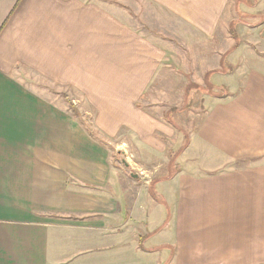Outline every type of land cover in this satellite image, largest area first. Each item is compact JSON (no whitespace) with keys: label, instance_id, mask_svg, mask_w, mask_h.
<instances>
[{"label":"crops","instance_id":"0c3cea01","mask_svg":"<svg viewBox=\"0 0 264 264\" xmlns=\"http://www.w3.org/2000/svg\"><path fill=\"white\" fill-rule=\"evenodd\" d=\"M144 1L181 24L166 20L162 34L191 56L203 48L197 77L219 72L229 0ZM252 30L258 66L236 67L206 106L187 166L156 186L167 225L141 249L164 208L117 192L88 125L162 147L174 130L140 102L174 42L137 30L111 0H0V264H264V20Z\"/></svg>","mask_w":264,"mask_h":264},{"label":"rangeland","instance_id":"374dc122","mask_svg":"<svg viewBox=\"0 0 264 264\" xmlns=\"http://www.w3.org/2000/svg\"><path fill=\"white\" fill-rule=\"evenodd\" d=\"M122 1L111 0V3L113 7L129 17L133 27L139 31L152 33L156 38L171 40L176 46L174 48L176 49L175 52L169 54L166 72L162 78L156 79L149 92L146 93L145 98L140 102L145 110L148 109L149 113L164 120L167 124H171L170 126L174 130L170 137H163L158 141L162 147L147 144L150 147L148 148L143 142L134 140L124 129L118 130L115 135L107 137L101 133L99 134L92 126L88 125V128H91V131L96 134V138L109 153L114 167V174L121 183L120 187L117 188V192L121 190V187H125V191H120V194L124 193L125 197L131 198V195L134 194L140 202H143V196L148 203L155 204L148 198H152L150 194H153L156 202L164 208L163 218L152 225L150 222H145L146 230H144L146 233L143 236L145 237L153 231L158 233L167 225L168 212L165 209L167 206L164 204L160 189L156 186L158 182L168 179L179 168L187 166L188 157L184 153L186 148L183 151L181 149L187 142L189 144V139L201 122L206 106L226 91L223 85L225 87L229 86L233 79V74L229 73L236 67L258 66L257 62L252 59V55L257 56L254 53L257 48L252 41L254 34L252 29L264 20V0H229L225 17L229 27L227 31L231 43H226L224 46L226 48L230 46L232 49L234 45L233 37L230 36L231 31L235 32L238 37V46L229 54H221L224 60L223 64L221 63L219 66V72L213 73L208 78L209 81L215 84V87L211 86L206 79L204 80V75L200 74L197 77V73L192 71L196 64L199 68L209 62L208 59L200 60L199 64L197 62L198 55L203 54V48L198 53L197 50L200 47L197 46L191 56L181 36L169 38L168 35L162 34L163 23L166 20L170 19L175 29H181L180 23L171 19L161 10L150 6L144 0ZM146 17H150L151 23L147 21ZM213 47L215 46H209L207 49L213 50ZM211 57L214 58L215 65H218L220 59L215 58L216 54H212ZM187 68L190 70H187ZM187 71L190 74H187ZM147 106L151 107L146 108ZM77 110L84 117L85 112H83V109L79 107ZM93 118L94 112H91L90 116L86 117V121L91 122ZM245 163L247 161H239L235 165L241 166ZM132 175L137 177L133 178ZM146 201L144 202L147 203ZM134 212L137 216L141 213L145 214L143 209H137ZM140 239L138 245L143 246L147 237L141 241ZM141 249L145 248L142 247Z\"/></svg>","mask_w":264,"mask_h":264},{"label":"trees","instance_id":"16d2710c","mask_svg":"<svg viewBox=\"0 0 264 264\" xmlns=\"http://www.w3.org/2000/svg\"><path fill=\"white\" fill-rule=\"evenodd\" d=\"M231 29V28H230ZM230 35L233 37V40H234V45H233V47H232V49L231 50H229L226 54H229L234 48H236V46H238V40H237V35L235 34V32H233V31H231L230 32ZM222 64H223V62H222ZM211 75V74H210ZM208 80V79H207ZM211 85V84H210ZM212 86V85H211ZM70 108H71V111H72V113H73V115L75 116V117H77V118H79V113H78V111H77V109L70 103ZM187 145H188V142H187V144H185L183 147H182V149H181V151H183L186 147H187ZM178 171V170H177ZM150 196L153 198V199H155V197L153 196V194H150ZM156 200V199H155ZM153 233H156V231H153ZM151 234H149V235H147V236H145V237H148V236H150ZM145 237H143V238H145ZM143 238H141L140 239V241L143 239ZM140 247L142 248L143 246H141L140 245Z\"/></svg>","mask_w":264,"mask_h":264},{"label":"water","instance_id":"95a60500","mask_svg":"<svg viewBox=\"0 0 264 264\" xmlns=\"http://www.w3.org/2000/svg\"><path fill=\"white\" fill-rule=\"evenodd\" d=\"M132 177H133V178H136L137 176H135V175H132Z\"/></svg>","mask_w":264,"mask_h":264}]
</instances>
